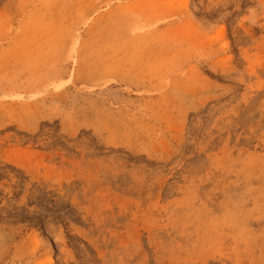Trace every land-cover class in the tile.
Masks as SVG:
<instances>
[{"label": "rangeland", "instance_id": "374dc122", "mask_svg": "<svg viewBox=\"0 0 264 264\" xmlns=\"http://www.w3.org/2000/svg\"><path fill=\"white\" fill-rule=\"evenodd\" d=\"M0 264H264V0H0Z\"/></svg>", "mask_w": 264, "mask_h": 264}]
</instances>
